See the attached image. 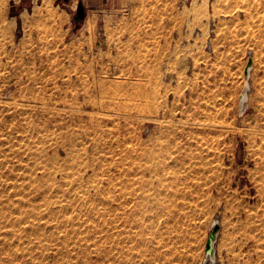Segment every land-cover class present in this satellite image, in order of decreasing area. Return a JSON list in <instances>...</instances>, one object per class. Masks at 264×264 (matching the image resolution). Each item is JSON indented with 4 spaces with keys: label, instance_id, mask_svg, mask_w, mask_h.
<instances>
[{
    "label": "rangeland",
    "instance_id": "1",
    "mask_svg": "<svg viewBox=\"0 0 264 264\" xmlns=\"http://www.w3.org/2000/svg\"><path fill=\"white\" fill-rule=\"evenodd\" d=\"M108 4L0 0V264H264V0Z\"/></svg>",
    "mask_w": 264,
    "mask_h": 264
},
{
    "label": "bare ground",
    "instance_id": "2",
    "mask_svg": "<svg viewBox=\"0 0 264 264\" xmlns=\"http://www.w3.org/2000/svg\"><path fill=\"white\" fill-rule=\"evenodd\" d=\"M252 70H253V66L251 68H249V73L245 74V86L243 89V92L241 94L240 97V110L243 111L245 108H247L248 103H249V99H250V94L252 92V86H251V77H252ZM219 223L218 218L215 219L213 226H212V230L214 228V226L216 224ZM211 230V232H212ZM210 232V235H211ZM209 235V238H210ZM218 236H219V231L216 233V235H214L212 237V249L210 251H205V257H206V262H210V264H216L217 263V254H216V250H217V241H218ZM208 238V239H209Z\"/></svg>",
    "mask_w": 264,
    "mask_h": 264
},
{
    "label": "water",
    "instance_id": "3",
    "mask_svg": "<svg viewBox=\"0 0 264 264\" xmlns=\"http://www.w3.org/2000/svg\"><path fill=\"white\" fill-rule=\"evenodd\" d=\"M87 16V10L82 1L78 3L75 21L78 23H82ZM253 65V59L249 58L247 66L245 68V74L249 73V68ZM220 230V225L216 224L211 232L210 238L207 240L206 251H210L212 249V237L216 235V233Z\"/></svg>",
    "mask_w": 264,
    "mask_h": 264
},
{
    "label": "crops",
    "instance_id": "4",
    "mask_svg": "<svg viewBox=\"0 0 264 264\" xmlns=\"http://www.w3.org/2000/svg\"><path fill=\"white\" fill-rule=\"evenodd\" d=\"M66 1H68V0H66ZM77 1H78V3L80 1H82L83 4L88 8V12H89V8L91 6V3H94V4L98 3V4H100L101 6H104V7L108 6L109 5L108 3H110V0H77Z\"/></svg>",
    "mask_w": 264,
    "mask_h": 264
}]
</instances>
